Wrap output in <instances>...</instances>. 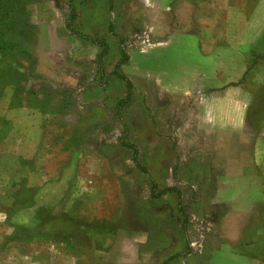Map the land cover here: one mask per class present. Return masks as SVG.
Here are the masks:
<instances>
[{
    "label": "rangeland",
    "instance_id": "1",
    "mask_svg": "<svg viewBox=\"0 0 264 264\" xmlns=\"http://www.w3.org/2000/svg\"><path fill=\"white\" fill-rule=\"evenodd\" d=\"M15 2L4 28L30 60L0 54V264H208L241 234L264 255L263 197L220 198L250 165L264 179V0ZM160 32L200 34L223 79L245 68V138L196 130L195 98L128 90V55Z\"/></svg>",
    "mask_w": 264,
    "mask_h": 264
},
{
    "label": "crops",
    "instance_id": "2",
    "mask_svg": "<svg viewBox=\"0 0 264 264\" xmlns=\"http://www.w3.org/2000/svg\"><path fill=\"white\" fill-rule=\"evenodd\" d=\"M146 40L143 50L128 55L127 74L130 85L131 77H134L145 80L160 94L185 100L195 98L196 130L209 135L246 137L252 93L246 82L249 79L244 80L245 68L239 67L232 73L234 78L223 79L224 76L218 75L216 57L205 56L200 34L160 32L153 33ZM242 54V49L237 47L233 56L244 62ZM225 74L228 76L229 70ZM256 80L264 83V71ZM252 167L250 165L249 170L243 169L239 176L224 178L228 183L236 185L220 195L228 208L230 205L231 214H236L234 209L242 208L246 201L254 204L262 197L264 199V179L251 175ZM234 199L241 202L232 201ZM262 230L258 233L264 241V227ZM254 238L252 235L241 234L239 240H229L227 249L212 250L208 264H264L257 260L264 259L263 254L241 251L249 248Z\"/></svg>",
    "mask_w": 264,
    "mask_h": 264
},
{
    "label": "trees",
    "instance_id": "3",
    "mask_svg": "<svg viewBox=\"0 0 264 264\" xmlns=\"http://www.w3.org/2000/svg\"><path fill=\"white\" fill-rule=\"evenodd\" d=\"M17 4L18 3H16L15 0L14 1L0 0V14H1V16H0V54H8L12 51V52H15V55H16V53H17L16 49H17L22 54L23 58H27L28 60H30V52L28 49L29 47L27 46V43L25 44V42H24V40H26V39L21 37L22 35H18V36H16V38H13L12 34H14V33H12V32L10 33V31H8V32L6 31V30H8L7 28L11 25V23H10V18H5L3 15H4V13H7L8 7L14 8V7L18 6ZM74 16H75L74 13H72V18H74ZM17 19H18V17H17ZM8 24H10V25H8ZM4 25L8 26L6 28V30L4 28ZM67 26H68L67 28L70 32H74L73 28L70 25H67ZM75 36L78 37L82 41L91 42L92 44L97 45L100 48L104 47V49H105V46L103 44L97 42V40H95V39H90L89 37L83 36L79 33H75ZM118 76H119V74H118ZM118 78H120V77H118ZM124 81L126 82L128 90H130L131 89L130 83L128 82L127 79H124ZM1 88L2 87H0V89ZM5 122H6L5 120H0V123H5ZM5 136H6V128L4 125L3 127L0 128V141ZM132 150H133L132 154H133V158H134V156L137 154V150L135 148H133ZM22 190H23V187L20 188V191H22ZM154 190H155V185L153 183H151V193H153ZM165 191H173V190L167 189ZM174 192L176 193V191H174ZM180 209H181V201H180V198H178V210L180 211Z\"/></svg>",
    "mask_w": 264,
    "mask_h": 264
}]
</instances>
